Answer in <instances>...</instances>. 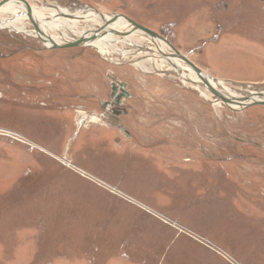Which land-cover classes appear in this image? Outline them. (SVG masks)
<instances>
[{"label":"rangeland","instance_id":"1","mask_svg":"<svg viewBox=\"0 0 264 264\" xmlns=\"http://www.w3.org/2000/svg\"><path fill=\"white\" fill-rule=\"evenodd\" d=\"M22 1L124 15L235 94L264 87V0ZM40 38L0 29V264H264V107L138 69L169 68L143 35L142 57L109 61Z\"/></svg>","mask_w":264,"mask_h":264},{"label":"bare ground","instance_id":"2","mask_svg":"<svg viewBox=\"0 0 264 264\" xmlns=\"http://www.w3.org/2000/svg\"><path fill=\"white\" fill-rule=\"evenodd\" d=\"M17 6H19L20 8ZM29 8L31 9L32 19H30L28 16L25 3L17 2L16 0H10L9 2H6L5 0H0V29H5V30L8 29L10 31H14L29 36L35 35L37 37H41L42 39L46 38L49 40V44H50L49 48H50L51 45L59 46L66 43L76 42L80 40L81 37H85L87 39L92 38L93 34L97 30L102 28L105 24L102 19L94 21L93 18H99V16L96 15L94 11H84V12L71 11L73 12L72 15H66L59 9L53 10L54 8L51 9L46 7H30V6ZM104 17L106 20H110L112 18L108 16H104ZM32 20L35 22L38 29H35L34 27L35 25L34 26L32 25L34 24L32 23L33 22ZM27 22H29L28 24L34 27V30L28 29L26 25ZM99 23H101L102 26L96 29L95 31H91L92 28L96 27V25H98ZM109 30L112 32H110ZM106 31H108L106 32V34L100 33L101 35L99 34L92 42H89L86 45V47L93 48L94 50H96V52L99 55H102L108 61L111 60L110 56L113 55H118L119 57L125 60H128V58L131 55L134 56V59H138V57L141 56L136 50H133L132 48H136V47L142 48V46L147 42H144L143 39L141 40L139 38H135V36L143 35L145 38H148L147 36H145L139 31H133V27L123 19L119 20L117 23L109 25ZM128 31L132 32L131 36L129 37L128 36L120 37L117 34V33H125ZM119 46L121 47L124 46V47L120 48ZM125 46L127 47L125 48ZM163 47H165V45H163ZM167 51L169 53V50L164 48L163 52H167ZM114 63L121 64L123 62L115 61ZM168 64H169L168 66L169 68H167L166 66L164 67L162 62L157 63L153 60H148L146 62L144 61L138 64L137 68L140 70L148 69L149 72L148 71H144V72H147L149 74L152 71H159V72L172 71L175 73L176 76H178V78L182 80L181 83L185 86H188V84H186L187 83L186 81L189 80L199 84L202 83V81L192 70L183 66L182 61L172 58L170 62H168ZM147 66H149V68ZM150 67L153 69L152 71ZM210 82L211 85L219 89H222L227 94L237 98L248 97L250 94L249 91H248L249 93L242 92L244 93V96L241 97L239 95L241 94V92L235 94L234 90L228 87L223 81H219V83L217 84H214L212 81ZM191 88L192 87H190V89ZM192 89L198 92L199 95L202 97V99L210 100L209 95L207 94V92H205V90L196 86ZM261 93H262L261 91H258L257 93L252 92L251 94L253 98L255 97V99L258 100L256 96L260 95ZM217 102L220 101L217 100ZM239 107L240 106L234 107V109H238ZM239 109L242 110L241 108ZM96 121L97 119L95 120V122Z\"/></svg>","mask_w":264,"mask_h":264},{"label":"water","instance_id":"3","mask_svg":"<svg viewBox=\"0 0 264 264\" xmlns=\"http://www.w3.org/2000/svg\"><path fill=\"white\" fill-rule=\"evenodd\" d=\"M6 2H9L10 0H5ZM17 2H23L22 0H16ZM24 3V2H23ZM25 6L27 8V13L30 19H32V14H31V9L29 8V6L25 3ZM87 11H94V13H96V15H98L103 21H104V26L102 28H100L99 30H97L92 38H85V37H81L80 40L73 42V43H66L63 45H51L49 48V40L46 38L41 39L40 41L44 44L45 48L47 49H65L67 47L69 48H76V47H86V45L89 42H92L100 33L106 34V31L108 26L114 23H117L119 20L123 19L124 21H126L129 25H131L133 27V31H139L142 34H144L145 36H147L151 42L155 45V49L158 52V54L162 57V58H166L168 60V62H170V60L172 58H175L179 61H182L183 64L189 68L190 70H192L197 76L198 78L202 81L201 84L196 83L194 81H187L188 83L196 86V87H203L204 89H206L207 91H209L213 96H215L217 98L218 101L222 102L223 104H225L226 107H228L230 110H235L234 107H238L241 108L242 110L250 108V107H254V106H262L264 107V87H249V86H245L244 89L246 91H249L250 94L248 97H243V98H237L234 97L232 95L227 94L226 92H224L222 89H219L213 85H211L210 81H212L214 84L219 83L218 80L211 78L210 76H208L206 73H204V71H202L200 68H198L187 56L182 55L177 49L174 48V46L167 41L162 35L156 33L155 31L148 29L136 22H134L133 20L127 18L124 15H115L113 16L110 20H106L104 15H101L100 13H98V11L93 10V9H87ZM33 21V20H32ZM32 23H34V27L35 29H38L37 25L35 24V22L33 21ZM110 31V30H109ZM112 32V31H110ZM132 32L128 31L125 33H117L120 37H127L131 34ZM39 35V34H38ZM42 35V34H41ZM165 45V47H167L169 49V53H165L163 52L164 47L163 45ZM112 88V93H111V98L117 99V102L119 103L118 105L123 104L124 99H128L130 97L128 91H127V84L126 83H121V82H117L115 80H113V83L111 85ZM258 91H261L262 93L258 96H256L258 98L255 99V97H252V92L257 93ZM118 92H121V95L118 94ZM248 92V93H249ZM123 100V101H121ZM123 132H126L125 130H123Z\"/></svg>","mask_w":264,"mask_h":264},{"label":"flooded vegetation","instance_id":"4","mask_svg":"<svg viewBox=\"0 0 264 264\" xmlns=\"http://www.w3.org/2000/svg\"><path fill=\"white\" fill-rule=\"evenodd\" d=\"M112 85V84H111ZM112 93V92H111ZM119 95H121V92H118ZM123 101V100H121ZM127 99H124L123 104L118 105L119 103L117 102V99L114 98L112 99L110 97L109 101H107L104 104V109L106 110L107 107H110L111 109H109L108 112L109 116H110V121H111V125L120 129V130H124L123 128H120V120L123 116H126L128 114V109L125 107V104Z\"/></svg>","mask_w":264,"mask_h":264}]
</instances>
